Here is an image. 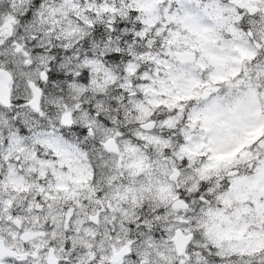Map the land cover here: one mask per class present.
<instances>
[{
  "label": "snow or ice",
  "instance_id": "6c2138e0",
  "mask_svg": "<svg viewBox=\"0 0 264 264\" xmlns=\"http://www.w3.org/2000/svg\"><path fill=\"white\" fill-rule=\"evenodd\" d=\"M0 264H264V0H0Z\"/></svg>",
  "mask_w": 264,
  "mask_h": 264
}]
</instances>
